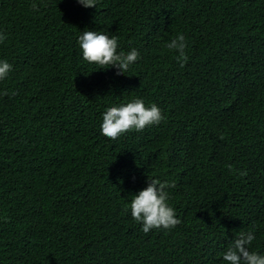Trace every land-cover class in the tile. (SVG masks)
<instances>
[{
    "label": "trees",
    "instance_id": "1",
    "mask_svg": "<svg viewBox=\"0 0 264 264\" xmlns=\"http://www.w3.org/2000/svg\"><path fill=\"white\" fill-rule=\"evenodd\" d=\"M226 2L0 0V264H264V0Z\"/></svg>",
    "mask_w": 264,
    "mask_h": 264
},
{
    "label": "clouds",
    "instance_id": "2",
    "mask_svg": "<svg viewBox=\"0 0 264 264\" xmlns=\"http://www.w3.org/2000/svg\"><path fill=\"white\" fill-rule=\"evenodd\" d=\"M194 3H198V4H202L205 6L204 10L201 13H204L202 18L210 23L211 25L215 26L216 23V19H220L223 23L225 24H230V25H234V26H241L244 25L241 22V17L243 16V14L240 12V8L234 6V5H229L226 0H190ZM258 69L264 74V56L260 55L258 58ZM238 70V69H237ZM233 70L229 76H228V87L230 88V90H235L237 87H239L242 83H243V77L241 73H244L242 70ZM216 71V69L210 73L207 76V79ZM241 72V73H240ZM245 91V88L243 90H241L240 92ZM133 109V108H132ZM134 225L128 227L130 228L132 231H134L136 237H138V232L136 230V228L138 229V225L136 223H134ZM128 228L126 230V234L125 237L123 239V246H125L126 242L129 241L131 238L130 233L128 231ZM231 243V242H230ZM234 246H232L231 244L226 245L224 252L226 257L229 254H232V252L234 251ZM250 249V245L248 247H245L242 245V247L240 248V250L238 252H242V251H246L245 255H244V262H246L248 260L249 257V253L247 250ZM139 252V250L136 249H132V253L137 255ZM153 258L151 260V264H152Z\"/></svg>",
    "mask_w": 264,
    "mask_h": 264
}]
</instances>
